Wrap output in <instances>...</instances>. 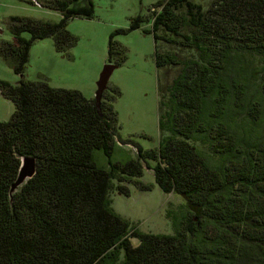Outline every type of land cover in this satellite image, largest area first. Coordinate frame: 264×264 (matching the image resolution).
Masks as SVG:
<instances>
[{
    "label": "trees",
    "instance_id": "trees-1",
    "mask_svg": "<svg viewBox=\"0 0 264 264\" xmlns=\"http://www.w3.org/2000/svg\"><path fill=\"white\" fill-rule=\"evenodd\" d=\"M34 1L62 18L12 16L14 40L0 44L21 77L0 82L15 104L0 122V264H264V0H220L206 10L192 0L156 4V65L179 72L159 79L154 149L120 138L117 86L98 107L77 89L25 78L36 40L52 37L67 53L77 42L69 21L94 17L93 0ZM128 31L110 36L108 63L126 60L115 34ZM160 41L187 53L161 52ZM119 141L135 146L137 158L124 151L114 160ZM24 156L37 171L11 199ZM141 161L164 193L185 199L172 234L137 231L111 205L114 180L143 176Z\"/></svg>",
    "mask_w": 264,
    "mask_h": 264
},
{
    "label": "rangeland",
    "instance_id": "rangeland-1",
    "mask_svg": "<svg viewBox=\"0 0 264 264\" xmlns=\"http://www.w3.org/2000/svg\"><path fill=\"white\" fill-rule=\"evenodd\" d=\"M163 0H93L94 17H77L68 23V30L77 39L67 53L56 50L52 37L36 40L29 53L24 69L27 80H48L52 87L77 89L87 99H94L97 81L108 63L110 36L118 30H129L115 34V39L124 47L126 60L113 71L107 89L117 86L121 94L113 102L119 120V134L123 140H133L144 149L157 148L160 141L158 83L171 82L179 72L178 67L159 69L156 65V46L152 35L151 18L156 4ZM204 9L220 0H192ZM40 4V3H39ZM24 16L58 22L59 12L34 4L31 0H0V44L13 41L11 17ZM141 17V27L130 29L135 18ZM23 37L30 38L24 33ZM161 52L184 50L165 42L158 43ZM20 75L14 71L12 60L0 53V82L17 83ZM15 112V104L0 92V122L9 121ZM121 147L114 160L124 158V151L137 158V148L131 144L118 143ZM96 159L107 167L101 151ZM144 174L141 177L119 175L114 180L110 196L116 213L126 219L135 230L153 234H172V216L180 213L185 199L176 193H164L155 181L154 171L141 161ZM154 166L155 162L150 161ZM120 187H123L120 189ZM133 245L139 238L131 232Z\"/></svg>",
    "mask_w": 264,
    "mask_h": 264
},
{
    "label": "water",
    "instance_id": "water-1",
    "mask_svg": "<svg viewBox=\"0 0 264 264\" xmlns=\"http://www.w3.org/2000/svg\"><path fill=\"white\" fill-rule=\"evenodd\" d=\"M118 66L116 64L107 63L100 74V77L97 81V91L95 95L96 104L99 107L103 93L108 87L109 79L113 73V71ZM37 171V161L34 157L31 156H24L22 158L21 167L19 169V174L16 181L12 184L10 189V196L13 199L15 192H17L24 184L31 179Z\"/></svg>",
    "mask_w": 264,
    "mask_h": 264
},
{
    "label": "built area",
    "instance_id": "built-area-1",
    "mask_svg": "<svg viewBox=\"0 0 264 264\" xmlns=\"http://www.w3.org/2000/svg\"><path fill=\"white\" fill-rule=\"evenodd\" d=\"M34 4H36V5L40 6V4H39L37 1H34Z\"/></svg>",
    "mask_w": 264,
    "mask_h": 264
}]
</instances>
